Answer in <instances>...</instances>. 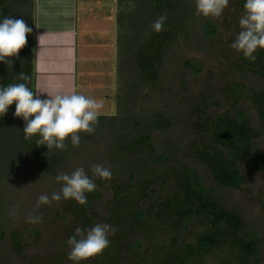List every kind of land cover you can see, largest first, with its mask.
<instances>
[{
  "label": "trees",
  "instance_id": "obj_1",
  "mask_svg": "<svg viewBox=\"0 0 264 264\" xmlns=\"http://www.w3.org/2000/svg\"><path fill=\"white\" fill-rule=\"evenodd\" d=\"M244 2L236 1L241 9ZM116 3L118 56L127 49L133 51L131 64L135 73L139 71L142 95L156 89L161 82L164 53L168 49L185 43L196 32L201 46L215 35L216 27L211 21L194 15V0H116ZM138 4L145 9L141 11L142 34H135ZM18 5L25 6L26 11L19 10ZM30 9L31 0H0V18H22L29 27ZM161 15L166 16L163 29L155 32L152 24ZM125 28L132 31L133 36L123 46L120 36ZM26 40L17 57L11 58V65L0 63V87L25 83L32 91L30 34ZM233 41L231 38L230 42ZM256 57L254 62H249L240 55L238 61L241 60L236 61L234 67L238 75L256 77L260 86L234 84L226 94V100L230 102L227 112L209 116L207 104L202 110L198 108L193 115V128L207 142H189L186 148L183 145V149L176 151L179 154L183 150V157L199 165L209 181L220 188L237 189L240 186V167L245 161L252 169L264 162V151H255L257 130L264 131V50L258 49ZM184 65L188 70L192 67L187 60ZM20 74L29 79H20ZM241 105L252 111L255 127L239 116L237 110ZM136 106L127 110L110 146L119 155L135 161L132 166L126 165L123 173L110 170L112 177L106 181L108 199L103 202V219L94 209L100 198L98 188L105 182L99 178H93L96 188L86 194V205H78L72 200L60 201L55 217L67 222V240L77 227L83 230L102 221L111 225L114 232L109 236V246L87 260L90 264H205L206 258L212 257L217 260L216 264H264L261 244L255 234L245 230L239 215L214 199L203 181L184 166L182 157L176 160L171 152H157L151 132L166 129L167 118L156 113L147 125L136 119L137 114L132 111ZM13 111L14 104L0 117V127L23 129V121L14 118ZM113 118L98 116V122ZM128 124L133 126L132 131ZM125 129L130 131L125 132ZM15 138L18 144L28 146L29 137L26 138L23 131ZM164 146L170 147L169 143ZM28 156L42 173L55 174L54 166L46 162L41 150L38 153L33 150ZM22 240L19 230L8 232L10 249L16 257L21 256Z\"/></svg>",
  "mask_w": 264,
  "mask_h": 264
},
{
  "label": "rangeland",
  "instance_id": "obj_2",
  "mask_svg": "<svg viewBox=\"0 0 264 264\" xmlns=\"http://www.w3.org/2000/svg\"><path fill=\"white\" fill-rule=\"evenodd\" d=\"M236 1L229 0L228 6L219 18H207L216 28L215 35L205 46L198 45L200 36L196 32L185 43L177 44L164 53L161 82L156 89L144 92L147 94V96L143 94L145 98L141 94L139 71L135 73L131 64L134 61L133 51L127 49L118 56L116 48V53L114 50L113 56L107 55L103 61L100 55H97L90 61L78 65L76 91L102 100L103 107L99 116L114 118L106 122H97L91 135L80 133L81 138L77 147H72L66 140L64 150L47 151L44 146L37 143L36 136L28 138V146L25 143L18 144L15 135L23 129L0 127V264H73L67 258L70 246L67 244L66 234L69 227L67 222L55 217L56 211L60 208V201L37 208V198L41 194L50 196L53 192H59L61 184L54 180L59 173L70 174L76 168H83L87 175L95 178L91 171L94 165H101L118 173H123L126 165L132 166L135 160L124 158L110 146L118 124L126 117L127 110L136 105L132 111L137 114L136 119L140 122L147 123L156 113L163 114L168 120L166 129L151 132L157 152L163 153L164 150L171 152L176 160L182 157L184 166L192 169L201 182L203 181L204 187L214 199L225 209L239 215L245 230L255 234L261 244V251L264 252V162L257 164L256 169H252L251 164L245 161L240 167L242 172L240 186L237 189L220 188L209 181L207 173L199 165L190 158L183 157V150L179 151V154L176 152L183 149V145L186 148L189 142H207L203 135L196 133L193 128L195 119L193 115L197 113L198 108L202 110L203 105L207 104L206 112L209 116L227 112L230 110V102L226 100V94L234 84H245L247 87L261 84L254 76L238 75L234 67L242 54L229 46L232 43L230 39L235 40L240 31L238 21L244 11V8H239ZM18 8L21 11L26 9L25 6L19 5ZM142 10L145 9L138 4L139 15L136 18L135 34L143 33ZM128 30L125 28L122 37L120 36L123 46L133 36L132 31ZM139 38L141 39L137 36L138 40ZM98 41L100 43L94 41L93 48L94 50L98 46L100 48L93 51L94 54L103 51L104 43L101 39ZM185 60L192 65L189 70L184 65ZM237 112L255 127L250 108L241 105ZM128 127L133 130L130 124ZM128 130L125 129V132H129ZM257 132L255 151H264V131ZM87 137L92 139L88 140ZM166 143H169L170 147L166 148L164 146ZM30 144L32 146H29ZM32 149L37 153L39 150L43 152L46 162L54 166V175L44 174L37 168L32 158L28 156ZM170 149L171 151H168ZM98 190L100 198L95 202L94 209L103 219V202L108 199L107 182H103ZM30 214L40 216L42 222L29 223L27 218ZM100 223L103 224L102 221ZM13 229L19 230L23 238L19 257L14 256L8 241V232ZM60 254L63 255L59 257ZM216 262L213 257L206 258L205 264ZM84 264L90 263L86 261Z\"/></svg>",
  "mask_w": 264,
  "mask_h": 264
},
{
  "label": "clouds",
  "instance_id": "obj_3",
  "mask_svg": "<svg viewBox=\"0 0 264 264\" xmlns=\"http://www.w3.org/2000/svg\"><path fill=\"white\" fill-rule=\"evenodd\" d=\"M229 0H194V15L216 19L228 6ZM244 11L239 18L240 31L229 45L249 62L256 60L258 49L264 50V0H245ZM166 16H159L152 24L155 32L163 29ZM32 28L22 18H0V63L11 65L20 49L26 43V37ZM20 79L27 81L29 77L20 74ZM14 104V118L23 121V132L26 138L36 136L37 143L47 151L64 150L65 141L77 147L80 133L91 135L95 131L103 101L72 91L68 94L37 96L25 83H14L0 87V117H3ZM95 178L108 181L112 177L109 168L101 165L92 166ZM54 180L61 184L59 192L41 194L37 198L36 207L48 205L50 202L72 200L78 205L87 204V193H92L96 184L83 168H76L70 174L59 173ZM29 223H40L38 215H29ZM114 232L111 225L97 223L91 228L77 227L67 240L70 250L67 258L73 264H84L89 258L102 253L109 246V236Z\"/></svg>",
  "mask_w": 264,
  "mask_h": 264
},
{
  "label": "crops",
  "instance_id": "obj_4",
  "mask_svg": "<svg viewBox=\"0 0 264 264\" xmlns=\"http://www.w3.org/2000/svg\"><path fill=\"white\" fill-rule=\"evenodd\" d=\"M30 12L31 79L37 96L76 91L78 65L116 53V0H31ZM98 39L103 51L94 54Z\"/></svg>",
  "mask_w": 264,
  "mask_h": 264
}]
</instances>
